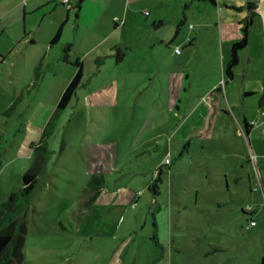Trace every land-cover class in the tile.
I'll return each instance as SVG.
<instances>
[{
	"label": "rangeland",
	"instance_id": "374dc122",
	"mask_svg": "<svg viewBox=\"0 0 264 264\" xmlns=\"http://www.w3.org/2000/svg\"><path fill=\"white\" fill-rule=\"evenodd\" d=\"M71 1L76 6L79 0ZM260 1L216 0L215 10L201 3L190 9L183 0H110L105 7L83 0V16L76 17L77 8L60 0H0V202L22 186L31 147L74 76L73 62L85 63L84 82L55 120L46 169L26 211L23 264H264ZM185 12L216 20V56L209 31L179 59L176 48H193L184 46L191 38L184 27L176 34ZM249 17L248 48L225 83L231 38H242ZM160 19L164 24L156 29ZM63 21V34L52 43ZM114 43L130 46L125 60L115 69L112 56L95 75L96 58ZM169 71L176 100L171 112L162 94ZM218 79L224 92L216 126L207 141L193 140L184 149L186 140L169 138L176 114ZM244 113L260 128L247 134ZM112 142L104 175L101 158L88 146ZM96 173L105 181L92 182ZM158 179L156 195L149 185Z\"/></svg>",
	"mask_w": 264,
	"mask_h": 264
},
{
	"label": "trees",
	"instance_id": "16d2710c",
	"mask_svg": "<svg viewBox=\"0 0 264 264\" xmlns=\"http://www.w3.org/2000/svg\"><path fill=\"white\" fill-rule=\"evenodd\" d=\"M83 0H79L77 3V9L81 6ZM213 1V0H212ZM62 4L65 6H69L68 3H64L60 0ZM70 7L74 8L76 6L70 0ZM249 7L253 5L252 2L248 3ZM253 22V19L249 17V19L244 23L242 29L244 31L243 37L235 41L232 45L231 49V59L228 62L227 67L225 68V74L228 79L225 78L224 82L228 83V80L233 79L234 77V69L239 64L240 61V52L246 49L249 45L250 40V26ZM64 24L60 25L57 30L55 37L53 38L52 43H56L63 33ZM70 44L67 45L65 49V59H67L68 51H70ZM130 49L129 45H121L115 44L113 46L114 56L117 61L121 60L126 52ZM106 57L104 55L98 56L96 58L97 66H101L105 63ZM77 67L76 73L71 78L69 83L66 85L63 90L56 108L53 113L49 117V121L44 126L42 131L41 139L38 143L32 145L33 149V162L30 167L26 169L22 176V186L16 190L12 191L7 199L0 202V264H23L24 261V245L25 238L28 232V222L26 220V211L29 209L31 205L32 197L38 187V179L39 176L46 169V163L48 159L49 153V139L50 135L53 131L55 120L59 118L68 105L73 100L74 96H76L78 89L84 82L85 77V67L84 63L81 59H77L73 62ZM224 92L223 86L218 85L214 89H212L208 93L209 107L210 111L206 119V123L203 129L197 134L191 135L186 139V143L184 144V149L190 145L191 141H207L213 132L216 126V119L220 111H222V107L220 106V102L222 99V94ZM253 94V92H245V95ZM260 105H264V83L263 90L260 96ZM244 125L250 126L251 124L248 122L247 118H245ZM245 128V127H244ZM247 133L248 129L245 130ZM158 172H162V168L158 169ZM96 176L91 178V181L96 182ZM158 180H153L149 189L152 190L156 195L159 193L158 185L156 182ZM246 214L253 213L248 209H244ZM255 220L257 223V219L250 216V221Z\"/></svg>",
	"mask_w": 264,
	"mask_h": 264
},
{
	"label": "crops",
	"instance_id": "0c3cea01",
	"mask_svg": "<svg viewBox=\"0 0 264 264\" xmlns=\"http://www.w3.org/2000/svg\"><path fill=\"white\" fill-rule=\"evenodd\" d=\"M183 1H185L186 6L187 7H190V9H191V7L194 4H200V3L201 4H204V5L211 4L214 9L216 8V0H213V1L212 0H183ZM71 2L73 3V1H71ZM91 2H92L91 4H93L94 6L101 5V6L105 7L106 3L107 2H110V0H91ZM82 3H81V6L77 9L78 10V14L76 15V17L83 16V14H82V8L84 7V5ZM204 5H201V6L199 5V7L204 8V9L207 8V5L206 6H204ZM226 5H229V4H226ZM132 6H133V8H135V3H133ZM75 8H77V5H76ZM257 8H258V6H257ZM196 9H198V8H196ZM67 15H68V18H69L70 17V10H68V14ZM193 19H195V18L192 17L189 13H186L185 12L184 13V17L181 19L180 23L178 24L176 34L178 35L179 32L181 31V28L184 27V29L188 31L187 36H191V38L190 37H187V41L184 43V46L191 45L190 47H193V48H190L187 52L185 50L180 51V52H177V50H176V54H179V59H182L183 60L186 55H189L191 53V51L193 52L195 50V47L194 46H198L199 47V45L202 42L201 37H204L207 33H209V31L210 32H213L212 33L213 38L210 40V42H211L212 53H214L215 56H216V20L206 21V19L197 20L199 18H196L195 21L198 22V26H197V28H195L194 27V24H192L194 22ZM161 21H162V19H160V22ZM162 23H163V21L160 23L161 24L160 26L159 25H156V29H159L158 27H161L164 24V23L163 24ZM62 24L65 25V21L61 22L60 25H62ZM192 25H193V27H192ZM189 28L194 29V33H191V31H190ZM177 35H175V37ZM240 37L241 36H239V38ZM231 39H232L231 42H233V43L235 41H238V40H236L237 38H231ZM59 40H60V38H59ZM172 40H174V38H172L170 41H172ZM164 41L166 42L167 40L165 38H160V40H159V42H164ZM168 43H171V42H168ZM115 44L116 43H114V44H112L110 46L108 45L107 47H105L106 48V51L108 52L106 61L101 66H97V64H95V66H93V68H94V74L97 73V72H99V73L102 72L104 70L103 69L104 68L103 66L107 63L108 60H110L112 58V56H114L113 46ZM242 52L243 51L240 52V59L242 57ZM125 57H126V55L121 60L117 61L116 57L114 56L115 62H116V64H115V67L116 68L115 69H117V67H119V66L122 65V62L125 60ZM83 63H84V61H83ZM84 67H85V63H84ZM76 70H75L74 74L76 73ZM112 70H114V69L112 68ZM161 72H162V70H161ZM167 73H168L167 76L165 75L164 78L162 79L163 80V92H162V94L165 97V99H164L165 100V103H166L165 106L168 108L169 112H171L170 109H171L172 105H174V103H176V100H173V95H172V93H173V86H172V80L171 79H172V76H173V71H169ZM70 80L71 79H69V81ZM69 81L67 82V84L69 83ZM218 85H219V79L217 81L216 80L213 81L208 86H205L203 92L200 93V96H199L198 100L195 102V104H193L191 106V108L189 110H187L185 113L178 112L176 114V117L179 119V122H178V124H177V126L175 128L173 127V129H172V127H170V129H169V138L171 140H174V138H177L180 141H184L189 136L194 135V134H197L198 132H200L203 129V127H204V125L206 123L207 116H208L209 111H210L209 100H208V93L212 89H214L216 86H218ZM183 86H185V84L183 82L182 77L180 76V80L178 82L179 89H178V94H177L178 97H180V101H182L181 91H182ZM187 89L188 88L185 87V90L186 91H187ZM63 90H62V92H63ZM245 92L250 93V92H252V90H247L246 89ZM177 107H178V109H181V107H182L181 103L178 104ZM244 116H245V118H247L245 113H244ZM247 120H248L249 123H251V121H253V120H249L248 118H247ZM244 127H245L244 130H246V129L249 130V132L247 134L251 133V131L253 129H256L257 128L255 125L254 126L253 125H250V126H247V127H246V125H244ZM114 144L115 143H113V142L112 143H108V144H100V143H96L95 144V143H91L88 146L89 153H91V154H93V155H95L97 157L99 156L101 158V161H102L101 162V165H102L101 168H102V170H101V168L99 170L100 171H103V174L104 175L108 171L107 168H106V162H107V160L103 159V157H106V155H107V152H105V149H108L110 147L113 149ZM89 161L92 164H95V165L98 164L97 161L94 162V160L91 159V158H89ZM95 176L97 178L96 183H100V182H104L105 181V176H103L102 179L100 178V176L98 175V173H96ZM92 182H94V181H92Z\"/></svg>",
	"mask_w": 264,
	"mask_h": 264
},
{
	"label": "built area",
	"instance_id": "2783aa9c",
	"mask_svg": "<svg viewBox=\"0 0 264 264\" xmlns=\"http://www.w3.org/2000/svg\"><path fill=\"white\" fill-rule=\"evenodd\" d=\"M62 1H63L64 3H68V5L70 6V3H69L70 0H62ZM192 27H193V25H192ZM176 50H177V52H180V49L177 48ZM250 124L253 125V126L255 125L257 128H260V126H257V122H256V120L251 121ZM257 158H258V157H257L256 154H252V159H253L254 162H256ZM170 162H171V159H170L169 157H167V158H166V163H170ZM251 223H252V224H256V221H255V220H252Z\"/></svg>",
	"mask_w": 264,
	"mask_h": 264
},
{
	"label": "water",
	"instance_id": "95a60500",
	"mask_svg": "<svg viewBox=\"0 0 264 264\" xmlns=\"http://www.w3.org/2000/svg\"><path fill=\"white\" fill-rule=\"evenodd\" d=\"M258 10L263 14V17H264V0L260 1V4L258 6Z\"/></svg>",
	"mask_w": 264,
	"mask_h": 264
}]
</instances>
